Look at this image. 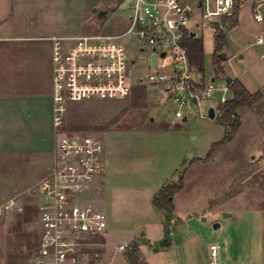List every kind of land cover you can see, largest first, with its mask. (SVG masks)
Wrapping results in <instances>:
<instances>
[{"label": "rangeland", "instance_id": "rangeland-1", "mask_svg": "<svg viewBox=\"0 0 264 264\" xmlns=\"http://www.w3.org/2000/svg\"><path fill=\"white\" fill-rule=\"evenodd\" d=\"M243 2L239 25L235 29L227 30L224 20L218 25L225 38L229 32V47L226 46L218 54H215L216 26H210L213 31L207 26V13L212 12V7L208 5L196 10L191 23L204 44V72L194 71V78L198 73L209 82L215 79L217 91L212 98L218 104L222 99H232L226 84L230 77L242 75L253 94L264 87V43L256 44L259 39L264 42V23L254 19L252 0ZM14 6L15 18H21V30L36 36L116 35L124 32L130 23L129 5L124 0H14ZM125 44L130 54L135 55L133 38L127 39ZM223 53L228 59L222 60L224 74L216 75L214 58L220 61ZM147 65L146 56L143 55L132 70L135 87H140V79L145 81L142 85L146 87L147 94L144 107L130 108L132 97L117 102L70 104L63 128L85 129V133L96 136L105 147L109 165L94 185L96 191L92 203L105 213L112 227L123 233V241L127 242L145 231L148 241L142 249L149 251L155 246L160 252L171 245L173 238L170 229L177 219L184 223L188 210L199 211L206 204L216 206L221 202V199H215L214 194L223 179L220 177L223 167L228 162L244 165L252 149L264 151V131L255 126L259 117L253 116L248 120L246 130L236 133L230 144L225 142L227 131L221 123L199 117L190 118L186 123L176 120L177 106L171 95L170 101L161 97L147 82L151 73ZM261 93L264 95V91ZM260 102L253 109L240 110L239 114L244 118L247 112L264 113V102ZM173 120L185 133L184 138L178 136V130L172 125ZM108 125H112L110 131H97ZM185 149L186 164L181 168L176 167L178 160L174 155ZM23 161L21 157L0 155V199L3 196L14 197L13 188L19 185L6 180L10 171L14 172L13 176L22 174ZM10 166L12 169L8 170ZM254 171L258 172L259 178L264 177L263 168L257 167ZM181 181L183 189L176 196V212L171 218L153 206V194L163 186L179 185ZM263 183L256 187L264 188ZM237 186V189H244L245 184ZM228 187L229 184L222 186L225 191ZM210 194L212 197L207 200ZM18 200L23 211L8 213L0 219V264H29L37 250L40 229L35 202L29 194L22 195ZM260 202L259 206H262L263 202ZM209 218L210 215L202 214L200 221ZM140 240L137 238L127 243L128 249L123 254H117L119 243L110 238L98 240L97 245L89 250H94V259L107 264H130L127 255ZM153 256L156 264H186V247L178 246L169 253ZM141 264H144L142 260Z\"/></svg>", "mask_w": 264, "mask_h": 264}, {"label": "built area", "instance_id": "built-area-1", "mask_svg": "<svg viewBox=\"0 0 264 264\" xmlns=\"http://www.w3.org/2000/svg\"><path fill=\"white\" fill-rule=\"evenodd\" d=\"M124 1L129 5L130 23L121 34L50 39L56 148L47 175L27 192L36 204L40 229L32 264H87L82 258V245L105 236L108 230L105 213L91 201L96 191L94 185L104 171V145L94 135L63 131L70 104L129 99L136 85L132 82V70L144 55L151 70L147 82L169 92L177 106L176 120L209 119L208 112L213 109V121L225 123L223 106L229 102L222 99L220 104H212L215 84L194 78L184 42L192 34L196 10L210 5L207 26L219 25L235 17L236 0ZM255 20L264 23L258 14ZM131 38L135 55L125 44ZM262 43L259 39L258 44ZM153 55L156 68L152 66ZM138 83L142 86L145 81L140 79ZM229 119L236 121V116ZM16 210L21 211L14 200L0 203V219ZM127 249L128 245L123 244L117 252ZM211 253L216 258L218 247L212 246Z\"/></svg>", "mask_w": 264, "mask_h": 264}, {"label": "crops", "instance_id": "crops-1", "mask_svg": "<svg viewBox=\"0 0 264 264\" xmlns=\"http://www.w3.org/2000/svg\"><path fill=\"white\" fill-rule=\"evenodd\" d=\"M243 5L244 2L241 0L240 12ZM14 7V0H0V155L24 158V171H22L21 175L17 174L18 176H13V171L8 173L10 176H8L6 182L18 184L19 186L13 188L14 197L3 196L0 199V203L14 200L21 211L16 210L13 212H22L23 208L20 206L18 199L22 195H27L28 190L43 180L54 160L56 133L53 122V63L50 39L64 36L46 34L36 36L30 32L22 31L19 25V23L21 24V18H15ZM251 10L253 11L254 19L257 14L264 18V12L262 13L264 11V0H252ZM196 26L199 27V25ZM208 28L212 31L214 30L209 26ZM190 30L198 38L192 27ZM228 34L226 37L227 48L229 47ZM256 44L261 45L258 44V41ZM226 60H228L227 57ZM196 79L209 82L198 73L196 74ZM229 79L240 81L248 90L242 75H236ZM210 82L215 83V79ZM152 87L161 97L164 96L170 101L169 92H163L157 86ZM227 88L229 90L228 85ZM224 90L226 91L227 89ZM248 91L251 92L250 90ZM262 91H264V87L260 88L258 93ZM263 102L264 98L259 104ZM212 104L216 105L218 103L213 99ZM253 116L259 117V122L254 123L255 126L264 131L263 111L257 113L247 112L244 118L239 114L238 121L240 126L237 133L241 132V130H246L245 126ZM186 122L183 120V123ZM174 123L177 125L173 120L172 125ZM177 133L178 136L185 137V133L181 130H178ZM185 156L186 149L174 155L178 160L176 167L181 168L186 164ZM248 158L249 160L244 165H240L238 162H228L223 167V171L220 174L223 179L220 180V187L214 194L215 199H221V202L216 204V206L206 204L199 211L188 210L184 223H180L181 220L177 219L170 229L173 240L166 250L157 252L159 250L155 246L151 247L149 251L142 249V246L146 245L148 241V234L145 231L138 233L125 242L122 238L123 233L117 231V229L112 227L111 223H108V230L105 236L86 241L82 245V258L87 264H107L102 260L94 259V250H89L93 245H97L98 240L110 238L117 241L119 243L117 247H119L138 238L141 240L135 246L138 248V254H140L144 264H154L153 255L169 253L178 246L186 247V264H211L213 261L216 264H264V188L259 189L256 187V185L264 182V177L259 178L256 174L258 172L254 171L257 167L264 169V151L260 150V148L257 151L252 149L248 152ZM108 165L105 150L103 168H108ZM240 168L244 170L240 172ZM11 169L12 166H10V169L8 168V170ZM226 184H229V187L225 191L222 186ZM239 184H245L244 189H237ZM26 186L27 188L24 189L23 187ZM164 188L166 186H163L159 192L156 191L153 194L152 203L155 208L154 200ZM178 194L174 196L173 204ZM211 197L210 194L206 199L210 200ZM260 201L263 202L262 206H259ZM174 208L173 214L170 215L171 218L176 212L175 205ZM35 211L37 213L36 204ZM161 212L167 216L166 212ZM202 214L210 215V220L200 221ZM225 214H230L231 217L225 218ZM166 221L167 219L165 218V223ZM216 224L219 227L214 229ZM38 243L39 238L37 245ZM212 246L218 247L216 258L212 257ZM123 253L117 252V254ZM35 254L36 251L29 260V264H32ZM141 260L139 259V264H141Z\"/></svg>", "mask_w": 264, "mask_h": 264}, {"label": "trees", "instance_id": "trees-1", "mask_svg": "<svg viewBox=\"0 0 264 264\" xmlns=\"http://www.w3.org/2000/svg\"><path fill=\"white\" fill-rule=\"evenodd\" d=\"M237 8H236V14L235 17L232 19H225L224 20V26L227 30L231 31L235 29L239 24V14H240V5L241 0H236ZM216 26V35H215V43H216V52L220 53L223 48L227 46L226 44V38L223 35V32L221 31V28L218 25ZM189 50V60L191 68L199 73L204 72V44L202 39L192 37L191 34H189L184 42ZM220 61L217 62L216 58H214V68L216 75H223L224 69L222 67V59L219 57ZM230 92L233 95V100L229 103L225 104L223 106V109L226 113L225 117V123H221L227 131V136L225 138V142L228 143L232 141L234 135L239 130V111L245 108H252L255 104H257L259 101H261L264 98V95L259 92L256 94H251L246 87L238 80H235L232 82V84L229 87ZM147 94H146V87L140 86L135 87L133 89L132 98H131V105L130 108L137 109L142 108L145 106ZM73 105V104H71ZM70 106V105H69ZM69 109V107H68ZM231 115L236 116V121H231L229 117ZM175 129L180 130L179 125L174 126ZM169 128L168 126L166 127ZM112 129V125H108L106 127H102L97 129L98 132H104V131H110ZM169 130V129H168ZM63 131L69 132V133H75V132H84L85 129L81 128H74V129H64ZM85 133V132H84ZM183 189V183L179 185L171 186L164 188L158 196L154 200V205L156 208H158L161 211L166 212L167 216L170 217V215L174 212V196L178 194ZM167 228V232H168ZM128 260L130 264H139V255H138V248L134 246V248L131 250L130 253H128Z\"/></svg>", "mask_w": 264, "mask_h": 264}, {"label": "water", "instance_id": "water-1", "mask_svg": "<svg viewBox=\"0 0 264 264\" xmlns=\"http://www.w3.org/2000/svg\"><path fill=\"white\" fill-rule=\"evenodd\" d=\"M192 37L194 38V37H195V34H192ZM164 56H165V55L163 54L162 57H164ZM220 58H221L223 61H225V60H226V55L223 53V54L220 55ZM151 61H152V66H153V68H156V56H155V55H153V56L151 57ZM232 82H233V81H232L231 79H227L226 84L228 85V87H230V85L232 84ZM208 115H209V119H210V120L213 121V120L215 119V112H214L213 109H210V110H209ZM184 122H186V119L184 120ZM224 217H225V218H230L231 215H230V214H225ZM218 227H219L218 224L214 225V229H217Z\"/></svg>", "mask_w": 264, "mask_h": 264}]
</instances>
